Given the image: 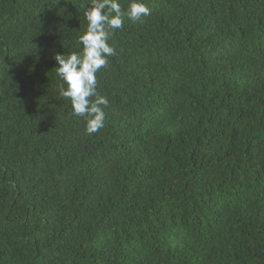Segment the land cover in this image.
<instances>
[{
	"label": "trees",
	"instance_id": "obj_1",
	"mask_svg": "<svg viewBox=\"0 0 264 264\" xmlns=\"http://www.w3.org/2000/svg\"><path fill=\"white\" fill-rule=\"evenodd\" d=\"M143 3L89 135L54 55L91 0H0V264H264V0Z\"/></svg>",
	"mask_w": 264,
	"mask_h": 264
},
{
	"label": "clouds",
	"instance_id": "obj_2",
	"mask_svg": "<svg viewBox=\"0 0 264 264\" xmlns=\"http://www.w3.org/2000/svg\"><path fill=\"white\" fill-rule=\"evenodd\" d=\"M149 14L143 0H131L126 10H122L118 0H91L84 12L86 30L79 36L82 52L54 55L56 73L63 82L60 95L70 100L74 116L85 118L87 134L98 132L105 123L101 105H108L109 100L97 92L96 74L108 65V57L115 55L108 43L110 36L123 27L125 16L140 20Z\"/></svg>",
	"mask_w": 264,
	"mask_h": 264
}]
</instances>
